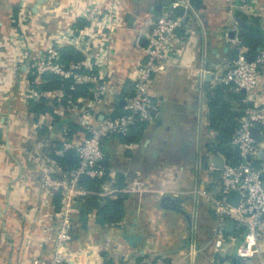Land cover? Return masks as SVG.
<instances>
[{
	"label": "crops",
	"instance_id": "1",
	"mask_svg": "<svg viewBox=\"0 0 264 264\" xmlns=\"http://www.w3.org/2000/svg\"><path fill=\"white\" fill-rule=\"evenodd\" d=\"M172 2L103 0L102 9L117 11L119 16L109 30H101L97 23L86 21L87 26L82 29L72 28L82 17L79 12L88 6V0H0V56L13 57L15 51L24 54L30 50L28 58H32L46 45L54 44L57 49L71 47L62 44L70 34H80L91 46L104 45L107 77L114 94L100 107V119L116 115L122 112V91L125 96L133 91L136 67L144 55L145 39L136 47L134 37L140 30L148 29L149 21L166 11ZM192 2L193 12L176 11L184 17L183 27L170 45L168 68L152 78L150 93L156 107L152 120L141 133L138 128L130 130L128 136L134 139L129 143H121L116 137L103 142L104 153L109 155L105 166L109 177L119 175L125 185L124 218L118 227L109 225L106 219L101 227L95 222L101 215L95 212L74 214L70 247L72 251L85 252L96 246L97 254H91L89 264H190L180 256L186 252L193 234L199 249L193 264H216V255L225 259L224 264H234L239 259L233 255L235 247L223 254L214 251L212 233L217 216L211 204L193 192L198 189L215 193L221 185L219 172L207 170L209 165L216 168L212 158L220 154L208 153L205 148V143L215 136L214 131L207 129L205 94L231 65L236 45L234 30H238L242 16L264 32V0ZM19 15L24 17L20 19ZM96 50L98 53L99 49ZM80 54L85 60L86 53ZM95 55L94 52L90 57ZM24 56L15 79L0 83V264L51 260L58 209L53 202L54 195L41 188L40 173L31 155L48 154L47 145L52 140L60 141L61 146L65 142L55 116L65 124L68 118L75 120L72 112H68L70 106L67 109L54 107V116H51L35 115L30 110L31 105L21 103L20 92L29 83L32 70ZM207 73L212 74L210 82L204 78ZM43 96L50 102L58 101L62 92ZM246 97L248 104L264 111V72L252 100L247 94ZM21 108L27 115L16 112ZM42 129L46 130L44 135H40ZM257 129L258 139L264 141V126ZM81 136V130H76L70 139L77 141ZM71 151L64 156L67 164ZM260 152H264V148ZM258 159L260 162L255 165L262 170L264 182V155ZM134 180L146 187L141 195L127 190ZM110 189H113L110 183L103 187L106 192ZM163 198H168L164 204L171 206L180 199L189 224L180 213L163 208ZM199 205L201 212L197 210ZM82 216L88 218L87 230L81 229ZM124 231L140 237L135 247H129L122 240ZM239 260L240 264H264V253L261 258ZM86 261L83 256L81 263Z\"/></svg>",
	"mask_w": 264,
	"mask_h": 264
},
{
	"label": "built area",
	"instance_id": "2",
	"mask_svg": "<svg viewBox=\"0 0 264 264\" xmlns=\"http://www.w3.org/2000/svg\"><path fill=\"white\" fill-rule=\"evenodd\" d=\"M103 0H88V6L84 9L86 14L80 19L91 23H97L101 30H109L117 11H104ZM181 9L193 12L191 0H173L170 7L149 21V28L137 32L133 44L137 47L141 39H145L143 47L144 55L136 67L134 87L131 94L123 97L122 112L109 115L100 119V107L111 95L114 94L110 79L107 77L106 50L104 45L91 46L85 38L78 34H70L64 38L62 44L73 47L77 52L86 53V59L79 63H71L67 67L59 61V51L54 44L46 45L40 51L34 63L31 64L33 72L40 76L50 73L62 79H72L76 84H87L88 97L77 99L73 107L68 109L72 112L75 122L82 129L80 140L65 141L60 149L54 152L57 159H51L46 152H35L31 155L32 161L40 173V186L48 194L59 195V207L57 208L58 223L52 237L53 256L49 262L33 259L29 264H89L91 254H97L96 246L89 247L90 251H72L71 232L74 226V214L79 212L78 201L89 194V192L78 185L82 177L98 179L106 175L102 165L104 159L103 142L109 138L126 136L130 129L138 124L149 123L153 118L156 107L152 101L150 86L152 78L169 66L170 45L177 38L178 30L183 27L184 17L176 14ZM83 12V11H82ZM235 46H239L237 28L234 30ZM24 46L23 44H21ZM98 53H97V50ZM96 53L94 58L91 54ZM21 51H15L13 57L0 56V64H8L12 69L24 59ZM28 64V63H27ZM264 72V48L257 50L256 56L249 62L244 51L238 50L237 57L217 82L231 85L235 89L244 90L248 98L252 100V94L259 88ZM13 69L10 74H15ZM9 74V73H8ZM25 88L23 96L29 101L37 102L41 94L29 86ZM22 95V93H21ZM203 113V110L201 111ZM264 126V111L257 105H249L238 119V124L233 130L229 145L237 153L240 162L230 164L224 158L223 166L216 169L209 165V172H219L221 185L217 192L207 193L196 189V196L205 198L211 204L217 216V223L213 228L212 246L215 252L223 254L225 250L236 247V257L239 259H251L263 257L264 253V187L261 179L262 170L255 165L259 152L264 148V141L251 137V130ZM77 155L76 165L69 171H64L60 165V159L64 158L69 151ZM129 192L141 195L146 191L142 182L134 180ZM116 190H103L102 195H109ZM231 192L240 195L237 206L233 207L227 203ZM234 223L233 231L228 234L224 231L226 221ZM236 239L239 244H236ZM199 254L196 246V236L193 234L189 239L186 252L180 256L182 260L187 259L193 264ZM85 256L88 261L81 263ZM142 264V263H134Z\"/></svg>",
	"mask_w": 264,
	"mask_h": 264
},
{
	"label": "trees",
	"instance_id": "3",
	"mask_svg": "<svg viewBox=\"0 0 264 264\" xmlns=\"http://www.w3.org/2000/svg\"><path fill=\"white\" fill-rule=\"evenodd\" d=\"M192 3L193 2L191 0V5H193ZM241 21L242 22L238 26L239 28L237 33L240 43L239 46H235L232 51L231 61L237 57L238 50L242 49L247 57H255L257 50L264 48V32L258 30L257 26L252 24L244 16H242ZM84 26H87V23L80 19L73 24L72 28L82 29ZM57 50L59 51V61L65 67L73 62L77 63L84 60L83 56L76 52L72 47H63ZM29 75V86H31V88L37 93L41 94L37 102L34 103L29 101V105L36 104L35 111H31L35 115L49 114L54 116V107L61 106L64 109H67L77 99L88 97L89 85L87 84H76L72 79H62L50 73H44L37 76L33 72V69ZM55 91L62 92V97L58 101L53 100L50 102L45 96H43L44 94L49 95ZM121 95L123 98L125 96V91H122ZM246 99V93L242 92V90L235 89L231 85H224L219 82H216V84L208 89L205 94L204 104L207 111V129L215 132L214 138L205 143V148L208 153L222 155L226 161L233 165L238 164L240 159L235 150H233L229 145V139L238 124V119L242 115L243 110L250 105L245 101ZM118 110L121 109L118 107ZM55 121H57L56 123L59 125V131L64 132L65 141H72L70 138L74 131L81 130V134L83 132L81 127L71 118H68L66 124L59 121L57 116H55ZM145 125V123L138 124L130 130L138 128L141 133ZM45 133V129L40 130V135H44ZM116 138L124 144L129 143L134 139L133 137L130 138L128 134L126 136H117ZM60 146V141H50L47 151L48 157L54 160L57 159L53 151L58 148L60 149ZM59 161L60 165L64 168V171H69L74 167L67 164V161H64V158ZM256 162L259 163V159H257ZM256 162L255 164H257ZM103 167L106 171V175L104 177L98 179L82 177L78 180V185L89 192V194L83 197L81 201H78L80 203L79 211H82L85 214L95 212L97 215H104L106 222L109 225L118 227L125 215L124 203L127 198V194L123 193L125 185L119 175L111 179L109 177L107 167ZM107 183H110L116 192L109 195H102L103 187ZM53 202L55 203V207L57 209L59 202L58 194H54ZM215 260L216 264L225 263V259L219 257L218 255L215 256ZM240 263L241 261L237 259L234 264Z\"/></svg>",
	"mask_w": 264,
	"mask_h": 264
},
{
	"label": "water",
	"instance_id": "4",
	"mask_svg": "<svg viewBox=\"0 0 264 264\" xmlns=\"http://www.w3.org/2000/svg\"><path fill=\"white\" fill-rule=\"evenodd\" d=\"M162 10H159L158 12H160ZM247 60L249 62H251L253 60V57L249 56L247 57ZM204 78L206 79L207 82H210L211 79H212V74L211 73H207L204 75ZM242 92L245 93L244 90H242ZM121 103L123 104L124 101L122 100ZM35 108H36V104H31L30 106V110L31 111H35ZM153 115H155V112H153ZM251 137L254 138V139H258L259 138V130L258 129H252L251 130ZM262 155H264V152H259L258 154V158H261ZM76 153L74 151H71L68 155V163L71 165V166H74L75 162H76ZM104 159L102 160V165L103 166H106L107 164V158L109 157L108 153H104ZM204 158H202L203 160ZM212 164L216 167V168H222L223 166V159L221 158L220 155H215L213 158H212ZM261 179H263L262 175L260 177ZM263 187H264V182H263ZM240 198V195L236 192H231L228 199H227V203L233 207H236L237 206V203H238V200ZM168 201V198H163V208L165 209H168V210H173L177 213H180L182 216H184L186 218V221L188 222L189 224V216L186 214V212L182 209V205H181V200L180 199H176V205H168V204H164V202ZM81 213H83L81 211ZM87 221H88V218L87 217H84L82 216L80 219H79V223L81 224V229L82 230H87ZM96 224L103 227L105 225V217L104 215H101L99 216L98 218H96L95 220ZM233 227H234V223L232 221H226L225 224H224V231L228 234H231L232 231H233ZM121 238L122 240L129 246V247H135L136 244L140 241V237L139 236H136L134 234H127L126 231L123 232V234L121 235ZM236 244L238 245L239 244V240L236 239ZM235 253H236V247L234 248L233 250V255L235 256Z\"/></svg>",
	"mask_w": 264,
	"mask_h": 264
},
{
	"label": "rangeland",
	"instance_id": "5",
	"mask_svg": "<svg viewBox=\"0 0 264 264\" xmlns=\"http://www.w3.org/2000/svg\"><path fill=\"white\" fill-rule=\"evenodd\" d=\"M42 1H44V0H41V2ZM37 3V2H36ZM52 6H54V5H52ZM73 11H75V10H73ZM83 11V12H82ZM82 11L81 12H79V14L80 15H83V14H86L87 12H84V9H82ZM55 12V11H54ZM74 13H76V11L74 12ZM50 14H52V13H50ZM78 14V13H77ZM24 16L23 15H19V18L20 19H22ZM20 31H21V29H20ZM22 31H24V30H22ZM21 31V32H22ZM21 32H19V33H21ZM46 43V42H45ZM43 45H45V44H43ZM136 46V45H135ZM137 47V46H136ZM29 52H30V50H27V52H25L24 54H22V52H21V56H23V55H26V61H27V66L28 67H30L31 66V64L32 63H34L35 62V60L38 58V57H40V55H39V53L37 52L36 53V55L35 56H33L32 58H28L29 57ZM3 54V53H2ZM1 54V55H2ZM32 56V55H31ZM0 66H1V64H0ZM4 67H1L0 69H1V74H0V83H2V82H5V84H6V81H11L12 79L14 80L15 79V76H17V72H18V70H19V68H20V66L21 65H16L15 67H13L12 69L14 70V71H16V73L15 74H10V71L12 70V69H7L8 67H10L8 64H5V65H3ZM31 69H32V67H31ZM228 69V68H227ZM9 73V74H8ZM4 84V85H5ZM11 84V83H10ZM24 86H28L27 85V83L24 85ZM23 90V89H22ZM21 90V92L20 93H23V92H25L24 90L22 91ZM24 94H22L21 96L22 97H20V100H21V103L22 104H26V101H28V99H26L24 96H23ZM15 109H16V107H15ZM16 112L19 114V115H22V114H24V116L25 115H27V111L26 110H22V108H21V110H19V111H17L16 110ZM47 147H48V145H47ZM47 147H45V148H47ZM45 151V150H44ZM191 206H190V211H191ZM197 210H198V212H201V210H200V205H199V207L197 206ZM191 214V213H190Z\"/></svg>",
	"mask_w": 264,
	"mask_h": 264
}]
</instances>
